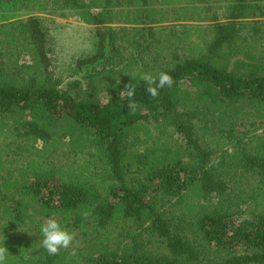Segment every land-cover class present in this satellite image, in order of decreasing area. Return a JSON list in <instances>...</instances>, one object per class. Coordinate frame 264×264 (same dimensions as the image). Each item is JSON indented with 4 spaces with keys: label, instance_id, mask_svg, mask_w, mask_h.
<instances>
[{
    "label": "trees",
    "instance_id": "1",
    "mask_svg": "<svg viewBox=\"0 0 264 264\" xmlns=\"http://www.w3.org/2000/svg\"><path fill=\"white\" fill-rule=\"evenodd\" d=\"M49 13L96 27L65 90ZM261 34L264 0H0L7 264H264ZM162 71L174 83L153 98L139 77ZM49 216L80 245L49 255Z\"/></svg>",
    "mask_w": 264,
    "mask_h": 264
},
{
    "label": "rangeland",
    "instance_id": "2",
    "mask_svg": "<svg viewBox=\"0 0 264 264\" xmlns=\"http://www.w3.org/2000/svg\"><path fill=\"white\" fill-rule=\"evenodd\" d=\"M209 1L212 4L217 2L227 4V0H224L225 2L223 0ZM37 16L42 21L49 47L52 49V71L62 80L63 85L61 88L65 90L70 82L82 75L79 67L76 66V62L88 58L95 52L96 27L82 24L74 16L62 17L60 13L38 14ZM245 32L247 31H241V33ZM248 41L257 44L250 49H259L260 46L264 48V34H261L260 40L257 42L249 38ZM230 68L228 69L230 70ZM185 88H187V83L182 87V89ZM100 99L101 101L105 100L102 94ZM72 245H80V240L74 239ZM17 261L15 257L7 258V263H16Z\"/></svg>",
    "mask_w": 264,
    "mask_h": 264
},
{
    "label": "clouds",
    "instance_id": "3",
    "mask_svg": "<svg viewBox=\"0 0 264 264\" xmlns=\"http://www.w3.org/2000/svg\"><path fill=\"white\" fill-rule=\"evenodd\" d=\"M139 78L146 83L147 87L145 90L153 98L159 95V89L164 87L170 88L174 83L173 77L168 72L163 71L156 75L141 73ZM136 89V83L130 82L124 85V90H126V97L128 99L127 108L130 114H135L140 108V103L135 98ZM216 163L218 164L219 161L217 160ZM246 220H251V217L247 214L238 218L237 223H243ZM40 232L43 237L41 240V247H43L49 255H56L59 254L61 249H68L75 239V234L66 227H62L54 216H49L45 219V222L40 227ZM4 239L0 242V264H7V258L10 255L8 249L4 246Z\"/></svg>",
    "mask_w": 264,
    "mask_h": 264
}]
</instances>
